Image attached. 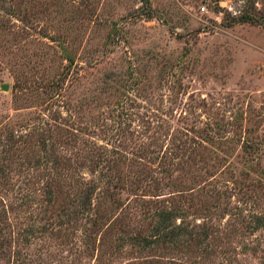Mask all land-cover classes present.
Listing matches in <instances>:
<instances>
[{
    "label": "rangeland",
    "instance_id": "rangeland-1",
    "mask_svg": "<svg viewBox=\"0 0 264 264\" xmlns=\"http://www.w3.org/2000/svg\"><path fill=\"white\" fill-rule=\"evenodd\" d=\"M3 82L0 264H264V0H0Z\"/></svg>",
    "mask_w": 264,
    "mask_h": 264
},
{
    "label": "trees",
    "instance_id": "trees-1",
    "mask_svg": "<svg viewBox=\"0 0 264 264\" xmlns=\"http://www.w3.org/2000/svg\"><path fill=\"white\" fill-rule=\"evenodd\" d=\"M170 219H171V215H170V212H165V213H163V214H161V216H160V223L162 224L163 223V221L165 220V222L166 221H170ZM186 226H184V225H172L170 228H169V230L167 231L168 233V235H166V236H171V238L173 237L174 239H176V238H178L179 237V235L180 234H183V233H185L186 232Z\"/></svg>",
    "mask_w": 264,
    "mask_h": 264
},
{
    "label": "water",
    "instance_id": "water-1",
    "mask_svg": "<svg viewBox=\"0 0 264 264\" xmlns=\"http://www.w3.org/2000/svg\"><path fill=\"white\" fill-rule=\"evenodd\" d=\"M0 86H1L3 89H7V88H8V83L3 82V83H1Z\"/></svg>",
    "mask_w": 264,
    "mask_h": 264
}]
</instances>
